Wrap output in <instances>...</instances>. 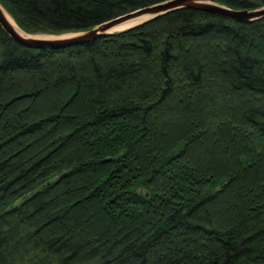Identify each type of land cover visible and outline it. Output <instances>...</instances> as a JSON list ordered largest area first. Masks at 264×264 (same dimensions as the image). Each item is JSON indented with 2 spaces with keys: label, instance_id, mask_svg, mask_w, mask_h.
<instances>
[{
  "label": "trees",
  "instance_id": "trees-1",
  "mask_svg": "<svg viewBox=\"0 0 264 264\" xmlns=\"http://www.w3.org/2000/svg\"><path fill=\"white\" fill-rule=\"evenodd\" d=\"M162 1L0 4L59 34ZM0 264H264V18L180 8L57 49L0 27Z\"/></svg>",
  "mask_w": 264,
  "mask_h": 264
},
{
  "label": "water",
  "instance_id": "water-1",
  "mask_svg": "<svg viewBox=\"0 0 264 264\" xmlns=\"http://www.w3.org/2000/svg\"><path fill=\"white\" fill-rule=\"evenodd\" d=\"M190 8L215 14L230 20L238 22H253L264 18V6L255 9H231L216 0H165L134 11L117 16L94 27L80 31L70 32L66 35L36 36L22 30L23 33L17 32L6 19L2 6L0 4V27L16 43L27 48H64L68 46L85 44L110 34L123 31L127 28L136 26L150 18L165 14L167 12L180 9ZM145 16L143 21L129 27L114 31L115 27L132 18Z\"/></svg>",
  "mask_w": 264,
  "mask_h": 264
},
{
  "label": "bare ground",
  "instance_id": "bare-ground-1",
  "mask_svg": "<svg viewBox=\"0 0 264 264\" xmlns=\"http://www.w3.org/2000/svg\"><path fill=\"white\" fill-rule=\"evenodd\" d=\"M2 11L6 17V19L8 20V22L13 26V28L19 32V33H23L22 30L18 27L17 23L15 22V20L12 18V16L2 7ZM144 19H146L145 16H141V17H136V18H132L128 21H125L123 23H121L120 25H118L117 27H115V29H113L114 31L129 27L131 25L137 24L141 21H143ZM37 36H47L45 34H38Z\"/></svg>",
  "mask_w": 264,
  "mask_h": 264
},
{
  "label": "rangeland",
  "instance_id": "rangeland-1",
  "mask_svg": "<svg viewBox=\"0 0 264 264\" xmlns=\"http://www.w3.org/2000/svg\"><path fill=\"white\" fill-rule=\"evenodd\" d=\"M221 4V3H220ZM222 5H224V4H222ZM2 6V5H1ZM224 6H226V5H224ZM3 7V6H2ZM226 7H228V8H231V7H229V6H226ZM4 8V7H3ZM5 9V8H4ZM231 9H236V8H231ZM26 32V31H25ZM28 33V32H27ZM68 33H70V32H64V33H59V34H50V35H66V34H68ZM29 34H31V33H29ZM32 35H38V33L37 34H32ZM45 35H47V34H45ZM46 184H48V182L46 183Z\"/></svg>",
  "mask_w": 264,
  "mask_h": 264
}]
</instances>
